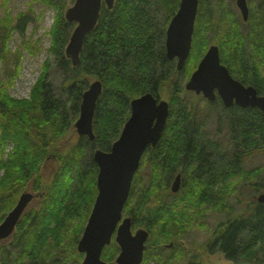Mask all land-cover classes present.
Returning <instances> with one entry per match:
<instances>
[{"label":"trees","instance_id":"1","mask_svg":"<svg viewBox=\"0 0 264 264\" xmlns=\"http://www.w3.org/2000/svg\"><path fill=\"white\" fill-rule=\"evenodd\" d=\"M211 1L198 0L190 53L186 66L177 71L176 62L166 56L165 33L179 0H114L110 10L102 3L96 26L83 41L77 66L65 57L75 27L64 18L68 0H41L57 13L50 30L49 64L32 86L30 100L15 101L0 93V151L3 154L8 142L13 146L7 161L0 162L4 169L0 223L24 189L36 192L40 200L35 209L23 213L9 244L1 245L0 264H81L76 245L97 195L98 168L93 152L111 150L129 118L131 100L144 94L159 99L167 87L169 115L159 142L141 157V168L146 164L149 172L146 176L139 171L135 174L122 211L132 226L149 234L142 264L169 251L158 242L167 230L170 202L181 195L169 191L175 176L180 174L181 182L188 186L194 183L197 205L212 204L218 201L226 179L256 151L264 152V113L256 108H224L219 100L206 103L229 139L221 145V139L208 134L196 120L198 109L182 96L184 84L216 32L219 38L214 44L221 64L234 80L264 97V0H255L257 19L251 15L247 22L237 19L230 24L220 19L215 23ZM30 22L27 15H18L14 23L0 15V30L12 28L23 35ZM93 80L102 85L92 120L94 138L81 137L61 154L53 146L72 129L82 95ZM50 157L57 167L44 184L39 172ZM252 185L264 189V180L256 179ZM203 187L213 193L204 192ZM249 204L232 218L233 211L220 208L226 218L205 241L209 253L223 254L230 264H264V204ZM155 232L159 241L153 243ZM117 253V246L111 243L104 247L101 259L111 262Z\"/></svg>","mask_w":264,"mask_h":264},{"label":"water","instance_id":"2","mask_svg":"<svg viewBox=\"0 0 264 264\" xmlns=\"http://www.w3.org/2000/svg\"><path fill=\"white\" fill-rule=\"evenodd\" d=\"M102 3L110 10L114 0H74L65 11V20L75 24L65 47V57L73 66L79 63L83 41L95 28ZM235 5L242 20L246 22L248 19L246 0H236ZM197 9L198 0H179L177 11L166 28V56L176 62L177 71L183 68L190 53ZM184 87L185 90L201 95L209 102H213L218 96L225 108L232 106L242 109L256 108L264 113V97L259 96L253 87H245L231 77L227 68L221 64L219 50L215 45L207 49ZM101 91L102 85L99 80L89 85L82 95L78 119L74 123L78 136L91 141L94 138L92 120ZM168 115V102L158 100L150 93L133 99L130 102V116L111 150L107 153L100 150L93 152V161L98 168L97 195L76 246L77 252L83 254L81 264L142 263L149 234L144 229H137L133 233L132 221L129 217L122 218V210L129 196L139 161L148 148H154L159 142ZM180 185L181 176L178 174L170 185V191L179 192ZM33 198L34 196L28 192H23L19 196L16 205L0 223V241L11 236ZM256 200L264 204V194L259 195ZM113 235L120 252L114 262L106 263L100 257L103 248L111 243Z\"/></svg>","mask_w":264,"mask_h":264},{"label":"rangeland","instance_id":"3","mask_svg":"<svg viewBox=\"0 0 264 264\" xmlns=\"http://www.w3.org/2000/svg\"><path fill=\"white\" fill-rule=\"evenodd\" d=\"M71 1L72 2L68 0V7L74 2V0ZM235 1L236 0L211 1V12L214 16L213 20H215V23L219 19L222 20L223 23L227 22L229 24L237 19L242 20L239 9L235 5ZM246 3L248 7V19L246 22L249 21V18L251 19V15L254 19H257L259 14L255 11V0H251V3H248L246 0ZM0 15L4 18L10 19L13 23L18 15H27L29 19H31V22L26 25L25 33L23 35H20L19 32L12 28H6L5 31L0 30V93H5L7 98L15 101L30 100L32 86L40 79L45 72L47 64H49V49L51 47L50 30L54 25V18L57 13L47 5H43L41 0H0ZM3 35L5 37H3ZM209 38L212 39L213 43L211 45H213L214 40L216 41L219 36H217L216 32H213L212 37L210 36ZM27 43L29 45H24ZM26 46H28V48H26ZM185 66L186 65L184 64L183 68ZM94 81L96 80H93L92 82ZM168 93L167 87L164 88L160 93L159 100L167 101ZM182 96L188 101V103H192L194 108L198 109L196 120L206 128V132L212 134L216 140L220 138L221 145L228 143L229 139L226 137V131L218 128L215 117L212 116L213 110L206 105V103L210 104V102H207V100L202 98L201 95H196L191 91L185 90V87ZM77 119L78 117L73 122L72 129L65 132L53 146L55 149H59L61 154H65L68 149L76 145L81 138L78 136L74 128V123ZM218 132L222 133V135L219 136ZM214 133H217L218 136H215ZM7 145L8 146L5 147L3 154L0 151V162L3 164L7 161L8 155L13 152V146L9 142ZM226 148H228V146ZM50 158L51 159L41 166L39 172L44 184H48L52 179L57 167L56 161L52 157ZM138 171L143 176H146L149 172L148 165L145 164L141 168V159L135 174ZM3 175L4 169H0V177ZM259 178L264 180V152L256 151L254 156L247 159L243 163V166L237 168L236 173L229 176L224 184L221 185L219 191L220 195L218 201L215 203L197 205L196 198L198 193L196 191V186L194 183L188 186V182L185 183V181L182 180L179 190V195L180 193L181 195L173 201V204L170 202V216L167 221V230L164 231V234L161 237L162 240L159 241V239L156 238L159 237L156 232L151 240L153 243L159 241V245L161 244L160 247H166L165 251H169L159 253L161 258L150 260L149 264H230L225 260L223 254L219 252L209 253V251L205 249V243L209 241L210 234L216 224L224 222L223 220L226 218V215L220 212V208L227 207L229 210L233 211L230 218L234 216L236 217L243 213V210H247V207L250 205L249 203L252 201L257 202L256 198L259 195L264 194V189L262 187H259L260 189H258L252 185L255 180ZM203 189L206 193H213L205 190L204 187ZM214 191L216 192L218 189L214 187ZM23 192H28L34 196L28 204L25 212L30 209H35L40 200L39 197H35L37 196V193L33 190L24 189L20 194ZM19 196L20 195H18L17 199ZM165 199L169 202L171 198L168 196ZM124 215L125 214H123V217H125ZM137 229L143 228L135 227L134 225L131 226L133 233ZM114 238L115 235H113L111 243H114L117 246L118 253L114 255L111 262L115 261L120 252V248L114 241ZM148 240L149 238L147 241ZM147 241L145 245H147ZM9 242L10 237L7 240L0 241V247L1 245L7 246ZM152 248H154V246ZM181 249H183L182 253L180 252ZM81 255L83 258V254ZM154 255L158 256V253L155 252Z\"/></svg>","mask_w":264,"mask_h":264},{"label":"flooded vegetation","instance_id":"4","mask_svg":"<svg viewBox=\"0 0 264 264\" xmlns=\"http://www.w3.org/2000/svg\"><path fill=\"white\" fill-rule=\"evenodd\" d=\"M217 100H219V101H220V103H221V105L224 107V105L222 104V102H221V100L219 99V97H218V96H216L215 100H214L212 103L216 102ZM224 108H225V107H224Z\"/></svg>","mask_w":264,"mask_h":264}]
</instances>
